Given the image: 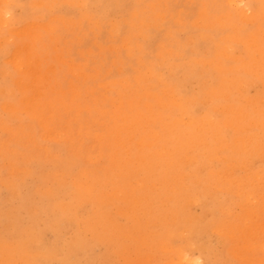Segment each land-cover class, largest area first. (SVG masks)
Returning <instances> with one entry per match:
<instances>
[{
  "label": "rangeland",
  "instance_id": "obj_1",
  "mask_svg": "<svg viewBox=\"0 0 264 264\" xmlns=\"http://www.w3.org/2000/svg\"><path fill=\"white\" fill-rule=\"evenodd\" d=\"M0 171V264H264V0H0Z\"/></svg>",
  "mask_w": 264,
  "mask_h": 264
},
{
  "label": "bare ground",
  "instance_id": "obj_2",
  "mask_svg": "<svg viewBox=\"0 0 264 264\" xmlns=\"http://www.w3.org/2000/svg\"><path fill=\"white\" fill-rule=\"evenodd\" d=\"M100 5V4H99ZM29 7V6H28ZM41 8V7H40ZM27 9V8H26ZM45 9V8H44ZM111 10V9H110ZM28 11H29V8H28ZM41 11V10H40ZM45 11H46V9H45ZM39 12V11H38ZM36 13V12H35ZM24 15H22V17H23ZM25 16H27V15H25ZM23 19V18H22ZM26 19H27V17H26ZM28 19H30V18H28ZM24 20V19H23ZM22 20V21H23ZM40 29V28H39ZM23 32L24 33H31V29L29 28V27H27V28H25L24 30H23ZM154 35V34H153ZM151 38V37H150ZM141 46V45H140ZM141 50H142V48H141ZM142 52V51H141ZM12 62H13V64L19 69V71H20V77L18 78V84L23 88V89H25V90H30L31 91V94H29L25 99H24V104L25 105H27V106H32L36 101H37V99H39V97H40V94H41V90H40V88H39V86H37V82H38V80H39V70H38V65H37V61H36V59H35V57H34V54L31 52V50L28 48H25L24 50H18V51H16L15 52V55H14V57L12 58ZM28 77L30 78L29 80H31V81H28V80H26V79H28ZM6 79V78H5ZM2 82V81H1ZM110 96H112V95H110ZM77 97H79V96H77ZM127 98V97H126ZM81 101V100H80ZM77 104H79V103H77ZM81 105V104H80ZM101 105V104H100ZM99 105V106H100ZM140 106V105H139ZM134 107V106H133ZM126 108V107H125ZM92 111V110H91ZM127 111H129L130 112V110H127ZM134 111V110H133ZM96 113V111H94V114ZM27 114V113H26ZM93 114V113H92ZM91 115V114H90ZM94 116V115H93ZM100 117H101V115H99ZM105 116H107V113L105 114ZM90 117V116H89ZM95 117V116H94ZM108 117V116H107ZM34 118V117H33ZM102 118H103V116H102ZM119 119V118H118ZM118 119H117V121H118ZM78 120V119H77ZM107 120V119H106ZM105 121V119H103V122ZM111 121V120H110ZM36 122V121H35ZM81 122V121H80ZM106 122V121H105ZM150 123V122H149ZM50 124H51V122H50ZM88 124V123H87ZM95 124V123H94ZM104 125V124H103ZM106 125V124H105ZM114 125V124H113ZM149 125H151V124H149ZM35 126V125H34ZM50 126V125H49ZM86 126V125H85ZM96 126V125H95ZM110 126V125H109ZM114 127V126H113ZM84 128V127H83ZM88 128V127H87ZM98 128V127H97ZM101 128V127H100ZM103 128H104V126H103ZM39 129H40V127H39ZM102 129V128H101ZM140 129V128H139ZM34 130H35V128H34ZM37 130V129H36ZM41 130V129H40ZM81 130V129H80ZM94 130H96V128L94 127ZM100 130V129H99ZM104 130V129H103ZM107 130H109V129H107ZM44 131V130H43ZM92 131V130H91ZM248 131V130H247ZM41 132V131H40ZM83 132V131H82ZM82 132L80 133V134H82ZM36 133V132H35ZM93 133V132H92ZM75 134V133H74ZM137 134V133H136ZM34 135V134H33ZM88 135V134H87ZM126 135V134H125ZM35 136V135H34ZM59 136V135H58ZM135 136V135H134ZM137 136V135H136ZM170 136V135H169ZM79 137H81V135L79 136ZM85 137V136H84ZM83 137V138H84ZM93 137V136H92ZM98 137V136H97ZM91 138V137H90ZM111 139H110V141L112 140V137H110ZM121 138H122V135H121ZM125 138V137H124ZM209 138V137H208ZM134 139V138H133ZM229 139V138H228ZM56 140V139H55ZM85 140V139H84ZM96 140V139H95ZM94 140V141H95ZM105 141V140H104ZM120 141V140H119ZM92 142V141H91ZM90 142V143H91ZM99 142V141H98ZM103 142V141H102ZM60 143V142H59ZM62 143V142H61ZM65 142H63L62 144H64ZM78 143V142H77ZM87 143V142H86ZM85 143V144H86ZM131 144L133 143V141L132 142H130ZM29 144H31V143H29ZM67 144V143H66ZM65 144V145H66ZM68 145V144H67ZM66 145V146H67ZM70 145H72V144H70ZM84 145V144H83ZM97 145V144H96ZM85 146V145H84ZM104 146V145H103ZM103 146H101V147H103ZM134 146V145H133ZM157 146V145H156ZM17 147V146H16ZM71 147H73V146H71ZM70 147V148H71ZM74 147H76V146H74ZM95 147H97V146H95ZM106 147V146H105ZM110 147H111V145H110ZM135 147V146H134ZM133 147V148H134ZM146 147V146H145ZM67 148V147H66ZM69 148V149H70ZM81 149H82V147H80ZM123 148V147H122ZM122 148H120V149H118V152H119V150H121V151H123L122 150ZM23 149V148H22ZM34 149V148H33ZM95 149V148H94ZM125 149V148H124ZM135 149H136V147H135ZM197 149V148H196ZM66 150V149H65ZM100 150H101V148H100ZM103 150V149H102ZM101 150V151H102ZM105 150V149H104ZM132 150V149H131ZM24 151V150H23ZM88 151V150H87ZM106 151V150H105ZM108 151V150H107ZM112 151H113V149H112ZM139 151V150H138ZM50 152V151H49ZM51 152H52V150H51ZM53 152H54V150H53ZM60 152V151H59ZM78 152H80V151H78ZM117 152V153H118ZM133 152H136L135 150L134 151H130V153H133ZM67 153V152H66ZM69 153V152H68ZM72 153V152H71ZM120 153V152H119ZM124 153V155L126 154L125 152H123ZM123 153L121 154V156L123 155ZM141 153V152H140ZM33 154H34V152H33ZM82 154H83V151H82ZM85 154V153H84ZM53 155V154H52ZM85 155H87V154H85ZM118 155V154H117ZM124 155H123V158H124ZM57 156V155H56ZM63 156V155H62ZM70 156V155H69ZM87 156H89V155H87ZM103 156V155H102ZM120 156V157H121ZM129 156V155H128ZM131 156V155H130ZM18 157V156H17ZM43 157V156H42ZM67 157V156H66ZM73 157V156H72ZM80 157V156H79ZM78 157V158H79ZM82 157V156H81ZM108 157V156H107ZM119 157V158H120ZM36 158V157H35ZM34 158V159H35ZM84 158V157H83ZM104 158H106V157H104ZM15 159V158H14ZM13 159V160H14ZM61 159V158H60ZM67 159V158H66ZM70 159H71V157H70ZM16 160V159H15ZM32 160V159H31ZM36 160V159H35ZM54 160H57V159H54ZM63 160V159H62ZM69 160V159H68ZM67 160V161H68ZM74 160V159H73ZM85 160V159H84ZM104 159L102 158V161H103ZM49 161V160H48ZM51 161V160H50ZM49 161V162H50ZM77 161V160H76ZM86 161V160H85ZM90 161V160H89ZM92 161V160H91ZM90 161V162H91ZM95 161H98V160H95ZM105 161V160H104ZM110 161V160H109ZM36 162H38V161H36ZM63 162V161H62ZM80 162V161H79ZM79 162H77V163H79ZM82 162L83 161H81V164H82ZM90 162H88L87 163V161H86V163L88 164V167H89V163ZM93 162V161H92ZM91 162V163H92ZM16 163H17V161H16ZM19 163V162H18ZM24 163V162H23ZM32 163V162H31ZM35 163V162H34ZM48 163V162H47ZM84 163V162H83ZM98 163V162H97ZM102 163V162H101ZM20 164V163H19ZM27 165H28V163H26ZM95 164V167H98V166H96V163H94ZM99 164V163H98ZM97 164V165H98ZM17 165V164H16ZM27 165H25V166H27ZM32 165V164H31ZM41 165V164H40ZM55 165V164H54ZM57 165V164H56ZM64 165V164H63ZM69 165V164H68ZM73 165H75V163L73 164ZM84 165V164H83ZM82 165V166H83ZM93 165V164H92ZM91 165V166H92ZM101 165V164H100ZM103 165H104V163H103ZM107 165V164H106ZM110 165V164H109ZM129 165H132V164H129ZM20 166H21V164H20ZM30 166V165H29ZM34 166V165H33ZM60 166H61V163H60ZM59 166V167H60ZM72 166V165H71ZM81 165L79 166V168L80 167H82ZM143 166V165H142ZM256 166H257V164H256ZM31 167V166H30ZM62 167V166H61ZM61 167H60V170H61ZM75 167V166H74ZM73 167V168H74ZM93 167V166H92ZM115 167V166H114ZM136 167V166H135ZM134 167V168H135ZM36 168V167H35ZM53 168H55V167H53ZM87 168V167H86ZM91 168V167H90ZM117 168V167H116ZM118 168H119V166H118ZM121 168H122V166H121ZM128 168H129V166H128ZM137 168V167H136ZM143 168V167H142ZM157 168V167H156ZM57 169V168H56ZM92 169V168H91ZM95 169V168H94ZM99 169V168H98ZM104 169V168H103ZM186 169V168H185ZM7 170H8V168H7ZM13 170H14V168H13ZM46 170V169H45ZM44 170V171H45ZM63 170V169H62ZM76 170V169H75ZM96 170V169H95ZM102 170V169H101ZM109 170V169H108ZM119 170V169H118ZM124 170V169H123ZM128 170V169H127ZM133 170V169H132ZM10 171V170H9ZM37 171V170H36ZM69 171V170H68ZM74 171V170H73ZM109 171H112V170H109ZM114 171V170H113ZM136 171V170H135ZM145 171V170H144ZM143 171V172H144ZM157 171H158V169H157ZM247 171V170H246ZM80 172H81V168H80ZM79 172V173H80ZM91 172V171H90ZM105 172V171H104ZM117 172V171H116ZM0 173H1V171H0ZM8 173V172H7ZM32 173V172H31ZM41 173V172H40ZM39 173V174H40ZM43 173V172H42ZM69 173V172H68ZM67 173V174H68ZM92 173V175H93V173L94 172H91ZM109 173V172H108ZM124 173V172H123ZM138 173H141V172H139L138 171ZM137 172H136V174H138ZM202 173V172H201ZM45 174H46V172H45ZM50 174L51 173H49V175L48 174H46V175H48V176H50ZM60 174V173H59ZM59 174H57V175H59ZM75 174V173H74ZM77 174V173H76ZM98 174H99V172H98ZM98 174H96L95 173V175L97 176ZM107 174V173H106ZM110 174V173H109ZM112 174H114V173H112ZM143 174H145V173H143ZM235 174H236V172H235ZM26 175V174H25ZM41 175V174H40ZM54 175V174H53ZM52 175V176H53ZM56 175V176H57ZM61 175V174H60ZM70 175V174H69ZM68 175V176H69ZM73 175V174H72ZM100 175V174H99ZM104 175H105V173H104ZM140 174H138V175H135L136 177H138ZM147 175V174H146ZM157 175V174H156ZM155 175V176H156ZM161 175V173L159 174V176ZM199 175V174H198ZM5 176V175H4ZM36 176V175H35ZM41 176H43V175H41ZM40 176V177H41ZM52 176H50V177H52ZM109 176V175H108ZM110 176H112V175H110ZM114 176H115V174H114ZM122 176V175H121ZM120 176V177H121ZM142 175H140L139 177H141ZM151 176V175H150ZM158 176V175H157ZM156 176V177H157ZM200 176V175H199ZM1 177V176H0ZM39 177V179H41ZM47 177V176H46ZM67 177V176H66ZM90 177H93L92 178V180H94V179H96V178H94V175L93 176H90ZM98 177V176H97ZM120 177H119V179H120ZM133 177V176H132ZM156 177H154V178H156ZM190 177V176H189ZM11 178V177H10ZM38 178V177H37ZM107 178H109V177H107ZM106 177H105V179H107ZM134 178V177H133ZM132 178V179H133ZM152 178V177H151ZM153 178V179H154ZM17 179V178H16ZM19 179H20V177H19ZM60 179V178H59ZM67 179V178H66ZM80 179V178H79ZM112 179H114V177L112 178ZM131 179V180H132ZM190 179V178H189ZM25 180V179H24ZM37 180V179H36ZM48 180V179H47ZM52 180V179H51ZM70 180V179H69ZM89 180H91V179H89ZM97 180V179H96ZM95 180V181H96ZM101 180V179H100ZM115 180V179H114ZM121 183H122V181H123V178L121 177ZM129 180V179H128ZM127 180V181H128ZM149 181L151 180V179H148ZM206 180V179H205ZM205 180H203V181H205ZM20 181V180H19ZM49 181V180H48ZM47 181V182H48ZM54 181V180H53ZM83 181H84V179H83ZM103 181H105V180H103ZM125 181V180H124ZM21 182V181H20ZM38 182V181H37ZM36 182V183H37ZM41 182V181H40ZM47 182L45 183V181H44V183L46 184V186H47ZM70 182H71V180H70ZM91 182H93V181H91ZM97 182H98V180H97ZM147 182V181H146ZM34 183V182H33ZM43 183V184H44ZM64 183V182H63ZM67 183V182H66ZM99 183V182H98ZM203 183H205V182H203ZM21 184V183H20ZM51 184V183H50ZM60 184V183H59ZM96 184V183H95ZM95 184H94V186H95ZM115 184V183H114ZM114 184H112V185H114ZM120 184V183H119ZM195 184V183H194ZM16 186H17V182H16V184H15ZM25 185V184H24ZM40 185V184H39ZM48 185H49V183H48ZM63 185V184H62ZM99 185L101 186V184L99 183ZM102 185H105L106 186V183L105 184H102ZM108 185V184H107ZM111 185V184H110ZM143 185H144V183H143ZM12 186V185H11ZM23 186V185H22ZM42 185H40V187H41ZM53 186H55V185H53ZM69 186V185H68ZM67 186V187H68ZM71 187H72V185H70ZM97 186V185H96ZM100 186L98 187V188H100ZM121 186V185H120ZM146 186V185H145ZM44 187V186H43ZM42 187V188H43ZM51 186H48V188H50ZM59 187V186H58ZM63 187H65V186H63ZM62 187V188H63ZM74 187H77V186H74ZM74 187H72V188H74ZM109 187V186H108ZM144 187V186H143ZM31 188V187H30ZM55 188V187H54ZM96 188V187H95ZM111 188V187H110ZM124 188H126V187H124ZM144 188H146V187H144ZM148 188H149V186H148ZM160 188V187H159ZM162 188H164V187H162ZM198 188V187H197ZM201 188V187H200ZM29 189V188H28ZM61 189V188H60ZM69 189H71V188H69ZM103 189V188H102ZM139 189V188H138ZM141 189V188H140ZM166 189V188H165ZM186 189V188H185ZM191 189H193V188H191ZM199 189V188H198ZM21 190V189H20ZM30 190L31 189H29V192H30ZM39 190V189H38ZM54 190V189H53ZM76 189H74L73 191H75ZM98 190V189H97ZM100 190V189H99ZM98 190V191H99ZM107 190H108V188H107ZM151 190V189H150ZM159 190V189H158ZM163 190V189H162ZM194 191H195V189H193ZM202 190V189H201ZM18 191V190H17ZM61 191V190H60ZM94 191V190H93ZM102 191V190H101ZM104 191V190H103ZM143 191H144V189H143ZM21 192V191H20ZM32 192V191H31ZM36 192H37V189H36ZM39 192H40V190H39ZM39 192H37L38 194H41V197H42V193H39ZM69 191L67 190V194H69L68 193ZM81 192V191H80ZM104 192H106V191H104ZM108 192H109V190H108ZM140 192V191H139ZM139 192H137V193H139ZM153 192V190L151 191V193ZM161 192V191H160ZM22 193V192H21ZM20 193V194H21ZM25 193V192H24ZM44 193V192H43ZM76 193H77V191H76ZM98 193V192H97ZM136 193V192H135ZM142 193V192H141ZM144 193V192H143ZM35 194V193H34ZM52 194V193H51ZM92 194H93V192H92ZM148 194V193H147ZM154 194H155V192H154ZM156 194H157V191H156ZM155 194V195H156ZM161 194V193H160ZM159 194V195H160ZM169 194V193H168ZM225 194V193H224ZM229 194V193H228ZM227 194V195H228ZM32 195V194H31ZM59 195V194H58ZM77 195V194H76ZM76 195H74V196H76ZM83 195V194H82ZM94 195V194H93ZM165 195V194H164ZM204 195V194H203ZM231 195V194H230ZM13 196V195H12ZM23 196V195H22ZM40 196V195H39ZM45 196V195H44ZM48 196V195H47ZM73 196V195H72ZM77 196H79V195H77ZM98 196H100L99 194H98ZM113 196V195H112ZM151 196V195H150ZM153 196V195H152ZM151 196V197H152ZM161 196V195H160ZM205 196H206V194H205ZM204 196V197H205ZM233 196V195H232ZM18 197V196H17ZM23 197H26V196H23ZM22 197V198H23ZM41 197H38V199L40 198V200H43V199H41ZM58 197V196H57ZM80 197V196H79ZM93 197V196H92ZM107 197V196H106ZM228 197V196H227ZM34 198V197H33ZM65 198H66V195H65ZM210 198V197H209ZM233 198V197H232ZM243 198V197H242ZM26 199V198H25ZM60 199V198H59ZM62 199V198H61ZM73 199H75V198H73ZM79 199V198H78ZM92 199V198H91ZM105 199V198H104ZM160 198H159V196H158V199L157 200H159ZM174 199V198H173ZM19 200V199H18ZM144 200V199H143ZM177 200V199H176ZM183 200V199H182ZM53 201H54V199H53ZM53 201H52V203H53ZM79 201V200H78ZM77 201V202H78ZM116 201V200H115ZM117 201H119V200H117ZM156 201V200H155ZM170 201H171V199H170ZM47 202V201H46ZM55 202V201H54ZM57 202H58V200H57ZM68 202H69V200H68ZM74 202V201H73ZM152 202H153V199H152ZM159 202V201H158ZM168 202V201H167ZM174 202V201H173ZM178 202V201H177ZM92 203V202H91ZM116 203H118V202H116ZM164 203V202H163ZM215 203V202H214ZM50 204V203H49ZM55 204V203H54ZM57 204H59V203H57ZM73 204V203H72ZM75 204V203H74ZM93 204V203H92ZM122 204V203H121ZM153 204V203H152ZM168 204H170V202L168 203ZM216 204V203H215ZM214 204V205H215ZM7 205V204H6ZM5 205V206H6ZM37 205V204H36ZM39 205H41V204H39ZM38 205V206H39ZM44 205H46V204H44ZM44 205H43V207H44ZM71 205V204H70ZM69 205V206H70ZM88 205H89V203H88ZM129 205V204H128ZM131 205V204H130ZM134 205H135V203H134ZM133 205V206H134ZM142 205V204H141ZM140 205V206H141ZM154 205V204H153ZM156 205V204H155ZM174 205H177V204H174ZM22 206V205H21ZM24 206V205H23ZM73 205H71L70 206V208L72 207ZM147 206V205H146ZM171 206H172V204H171ZM24 207H26V206H24ZM55 207V206H54ZM87 207V206H86ZM86 207H83V208H86ZM89 207V206H88ZM132 207V206H131ZM142 207H143V205H142ZM151 207V206H150ZM152 207H154V206H152ZM163 207V206H162ZM162 207H161V209H160V207L158 208L157 207V210L158 209H160V210H162ZM204 207V206H203ZM23 208V207H22ZM21 208V209H22ZM26 208H28V207H26ZM41 208V207H40ZM39 208V209H40ZM46 208H48V207H46ZM50 208V207H49ZM52 208V207H51ZM56 208H57V206H56ZM91 208H92V206H91ZM146 209L148 208V207H145ZM172 208H174V206L172 207ZM29 209V208H28ZM31 209V208H30ZM45 209V208H44ZM164 209H165V207H164ZM168 209H171V208H168ZM168 209H166V211H168ZM204 209V208H203ZM62 210V209H61ZM60 210V212H62ZM104 210V209H103ZM108 210V209H107ZM110 210H112V208L110 209ZM148 210V209H147ZM150 210V209H149ZM25 212H26V210H24ZM28 211V210H27ZM92 211V210H91ZM138 211V210H137ZM141 211V210H140ZM143 211V210H142ZM165 211V210H164ZM65 212H67V211H65ZM71 211L69 210V213H70ZM139 212V211H138ZM154 212V211H153ZM153 212H152V215H154L153 214ZM162 212V211H161ZM41 213V212H40ZM151 213V212H150ZM184 212H182V214H183ZM38 214V213H37ZM63 214H64V212H63ZM82 214V213H81ZM32 215V214H31ZM33 215H34V213H33ZM47 215V214H46ZM60 215V214H59ZM58 215V216H59ZM69 215V214H68ZM145 215H146V213H145ZM144 215V216H145ZM151 215V216H152ZM162 215H163V213H162ZM185 215H188V214H185ZM25 216H26V214H25ZM39 216V215H38ZM52 216V215H51ZM88 216V215H87ZM151 216H150V218H151ZM26 217H28V216H26ZM36 217V216H35ZM46 217V216H45ZM48 217V216H47ZM53 217H54V215H53ZM57 217V216H56ZM96 217V216H95ZM121 217V216H120ZM146 217V216H145ZM148 217V216H147ZM153 217V216H152ZM29 218V217H28ZM34 218V217H33ZM85 218V217H84ZM93 218V217H92ZM125 218H127V217H125ZM143 218V217H142ZM141 218V219H142ZM165 218V217H164ZM25 219H27V218H25ZM29 219H31V218H29ZM35 219V218H34ZM75 219V218H74ZM33 220V219H32ZM44 220V219H43ZM53 220V219H52ZM73 220V219H72ZM71 220V221H72ZM90 220V219H89ZM162 220V219H161ZM45 221V220H44ZM51 221V220H50ZM70 221V222H71ZM85 221H86V219H85ZM102 222L104 221L103 219L101 220ZM129 221H131L130 219H129ZM126 222H128V221H126ZM178 222V221H177ZM22 223V222H21ZM25 223H27V222H25ZM34 223V222H33ZM35 223H36V221H35ZM34 223V224H35ZM47 223V222H46ZM87 223V222H86ZM203 223H205V222H203ZM19 224V223H18ZM24 224V223H23ZM22 224V225H23ZM42 224H44V223H42ZM100 224H101V222H100ZM99 224V225H100ZM187 224V223H186ZM85 225H87V224H85ZM84 225V226H85ZM153 225V224H152ZM204 225H206V224H204ZM37 226V225H36ZM88 226V225H87ZM95 226V225H94ZM102 226V225H101ZM112 226V225H111ZM170 226V225H169ZM174 226H175V224H174ZM207 226V225H206ZM18 227H19V225H18ZM20 227H22V226H20ZM42 228H43V226H42ZM41 228V229H42ZM46 228H48V225H47V227ZM108 228V227H107ZM132 228V227H131ZM150 228V227H149ZM152 228V227H151ZM142 229H143V227H142ZM19 230V229H18ZM35 230H36V228H35ZM76 230V229H75ZM100 229H98V231H99ZM175 230H177V229H175ZM78 231V230H77ZM80 231V230H79ZM84 231H86V230H84ZM106 231H108V230H106ZM112 231V230H111ZM110 231V232H111ZM97 231H95V233H96ZM163 232V231H162ZM19 233H20V231H19ZM75 233V232H74ZM137 233H138V231H137ZM77 234V233H76ZM103 234V232L101 233V235ZM104 234H106L105 232H104ZM80 236V235H79ZM107 236V235H106ZM157 236H158V234H157ZM197 236H199V235H197ZM83 237H86V236H84L83 235ZM200 237V236H199ZM17 238V237H16ZM18 238H20V237H18ZM151 238V237H150ZM22 239V238H21ZM136 239V238H135ZM197 239V238H196ZM195 239V240H196ZM200 239V238H199ZM198 239V240H199ZM124 240V239H123ZM126 240V239H125ZM193 240H194V238H193ZM140 241V240H139ZM180 241V240H179ZM97 242V241H96ZM110 242H111V240H110ZM172 242V241H171ZM198 242V241H197ZM173 243V242H172ZM195 243H196V241H195ZM226 243V242H225ZM99 244V243H98ZM198 244H200V243H198ZM78 245V244H77ZM100 245V244H99ZM105 245V244H104ZM107 245V244H106ZM105 245V246H106ZM103 246V245H102ZM104 246V247H105ZM117 246V245H116ZM115 246V247H116ZM120 246V245H119ZM38 247V246H37ZM153 247H154V245H153ZM35 248H36V246H35ZM120 248V247H119ZM87 249H90V248H87ZM150 249V248H149ZM148 249V250H149ZM61 250V249H60ZM190 250V249H189ZM200 251V250H199ZM62 252V251H61ZM153 252V254L154 253H156V252H154V251H152ZM160 252V251H159ZM162 252H166V251H162ZM192 252V251H191ZM201 252V251H200ZM224 252V251H223ZM94 253V252H93ZM93 253H92V255H93ZM193 253V252H192ZM110 254V253H109ZM160 254V253H159ZM164 254V253H163ZM162 254V255H163ZM167 254V253H166ZM208 254V253H207ZM165 255V254H164ZM186 255V254H185ZM108 256V255H107ZM167 256V255H166ZM221 257V256H220ZM157 258V257H156ZM208 258V257H207ZM163 260H164V258H162ZM228 259V258H227ZM207 260V259H206ZM228 260H230V259H228ZM37 261H39V260H37ZM160 261V260H159ZM196 263V262H195ZM214 263V262H213ZM121 264V263H120ZM196 264H199L198 262L196 263ZM233 264V263H232Z\"/></svg>",
  "mask_w": 264,
  "mask_h": 264
}]
</instances>
